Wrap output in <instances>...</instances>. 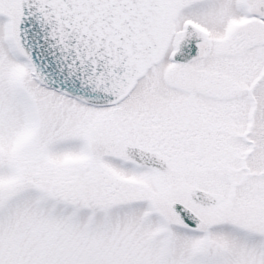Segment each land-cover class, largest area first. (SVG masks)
Returning a JSON list of instances; mask_svg holds the SVG:
<instances>
[{
	"label": "snow or ice",
	"instance_id": "snow-or-ice-1",
	"mask_svg": "<svg viewBox=\"0 0 264 264\" xmlns=\"http://www.w3.org/2000/svg\"><path fill=\"white\" fill-rule=\"evenodd\" d=\"M0 264H264V0H0Z\"/></svg>",
	"mask_w": 264,
	"mask_h": 264
}]
</instances>
